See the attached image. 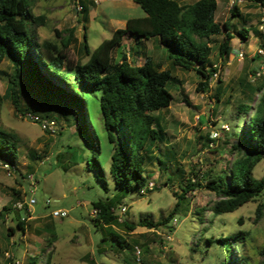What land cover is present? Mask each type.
<instances>
[{"label":"rangeland","instance_id":"374dc122","mask_svg":"<svg viewBox=\"0 0 264 264\" xmlns=\"http://www.w3.org/2000/svg\"><path fill=\"white\" fill-rule=\"evenodd\" d=\"M232 1L218 0L215 18L221 24L230 19L235 34L233 48L229 57H222L220 45L225 33L211 37L209 64H217L219 75L213 76L206 90L199 89L195 69L173 65L168 57L172 50L154 38L136 40V36H128L114 51L117 62L126 55L135 64L144 62L141 52L145 51L162 68L172 70L169 88L174 98L169 107L153 112L159 137L150 150L144 149L148 157L144 167L147 185L143 188L136 185L139 189L132 186L122 193L115 188L110 173L112 144L100 110L101 92L87 93L86 123L100 135L87 145L77 128L81 108L74 111L69 102L61 100L66 97L64 92L58 93L45 82H32L16 59L6 58L0 64V127L11 133L18 145L15 166H6L0 156V264H29L34 255L38 264L48 260L54 264H213L221 262L226 251L219 242L211 244L206 239L240 231L245 232L241 252L252 264H264V216L255 220L257 206L264 205V192L233 212L214 215L213 206L220 196L210 191L201 177L202 172L220 174L233 161L231 144L235 141L238 106L246 99L242 81L248 77L255 84L264 78L263 8L253 0ZM87 2L92 13L85 18L78 0H26L29 20V10L34 16L45 17L40 25L31 27L29 21L30 36L34 28L38 41L49 39L62 46V38L72 32L68 54L85 62L89 57L86 43L89 51L94 50L114 29L125 27L120 23L122 17L145 13L139 5L128 8L123 0ZM234 5L240 14L232 15ZM243 27L250 30L247 37L238 32ZM254 66L256 73L250 71ZM14 78L18 81V106L9 90ZM59 83L66 86L63 81ZM27 113L53 120L54 129L42 128L41 121L31 120ZM240 124L243 126L242 121ZM98 144L100 163L94 157ZM254 175L264 178V159L255 167ZM188 180L195 185L189 183L188 187ZM199 182L203 187L197 186ZM185 188L188 191L175 216L167 222L177 202L175 192L180 194ZM109 197L118 198L113 204L117 214L121 205L127 206L119 224H104L93 212V201ZM31 198L36 200L30 206L32 212L27 208ZM57 208L67 209L69 215L53 217L51 212ZM19 218H26L24 231L16 225ZM144 219L163 224L131 230L124 223L136 225ZM118 237L128 243L126 248L117 243ZM137 247L141 263L136 262ZM237 251L239 245L234 247L236 256Z\"/></svg>","mask_w":264,"mask_h":264},{"label":"trees","instance_id":"16d2710c","mask_svg":"<svg viewBox=\"0 0 264 264\" xmlns=\"http://www.w3.org/2000/svg\"><path fill=\"white\" fill-rule=\"evenodd\" d=\"M78 1L80 9L87 15L90 10L88 2ZM135 1L145 12L144 15L129 18L126 27L115 29L110 38L104 39L92 51H89L86 43L89 57L81 62L68 54L73 40L72 32L68 38H62V46L49 39L38 41L34 28L31 29L34 36L29 34L30 24L32 23L31 27L40 25L45 17L34 16L29 10V20L26 0H0V64L6 58L16 59L20 62L22 73L31 81L45 82L58 93L64 92L66 97H60L61 100L69 102L67 105L74 111L81 108L77 128L87 145L100 137L97 130L92 132L86 123L84 107L88 106L87 93L101 92V116L107 138L112 144L110 173L115 188H120L121 193L132 186L143 188L147 185L144 167L148 156L144 149L150 150L159 137L154 123L159 124L153 112L169 107L174 95L169 88L173 79L170 68H162L161 63L156 62L145 51L141 52L144 56L142 64L133 63L126 55L117 62L114 51L122 46L124 38L128 36H136V40L157 39L161 46L172 50L168 57L173 65L195 69L200 78L199 89L206 90L217 71L213 64H209L213 51L211 37L225 33V39L220 45L222 57H229L235 38L230 19L221 24L215 18L218 0H196L190 4H181L178 0ZM253 1L264 8V0ZM231 12L232 15L241 13L237 5H234ZM249 31L243 27L238 32L247 37ZM259 56L261 55H255L254 60L259 59ZM250 71L256 73L257 68L254 66ZM60 81L66 86L61 85ZM241 85L245 89L246 99L238 106L235 141L231 144V152L235 157L220 174L210 171L207 174L202 172L201 175L206 181L205 186L220 196L213 206L214 215L233 212L264 192V178L254 175L255 167L264 159V78L254 84L247 77ZM17 86L18 81L12 79L9 90L16 106ZM96 147L98 149L94 157L99 162L98 158L102 153L99 144ZM17 149V139L0 127L1 158L15 166ZM99 170L104 171L102 165ZM189 183L191 180L186 185ZM192 185L195 184L191 183ZM197 186L203 187V184L199 182ZM107 187L106 184L105 188L108 190ZM187 191L185 188L180 194L175 192L177 202L169 213L167 222L175 216ZM117 199L109 197L107 200L93 201L94 208L98 210L96 218L107 225L119 224L116 206L113 205L117 204ZM263 209L264 205L260 203L256 209V221L263 218ZM25 219L19 218L16 224L23 231L26 230ZM124 223L131 230L136 226L153 229L163 224L148 219L141 220L136 225ZM244 238L245 232L242 231L216 239L207 238L206 241L211 244L219 242L226 251L225 258L213 264H252L249 257L241 252ZM117 243L124 248L128 244L122 237H118ZM236 245L240 249L237 256L234 253ZM261 254L264 259V247ZM29 264H38L35 255L30 258ZM46 264L54 263L48 260Z\"/></svg>","mask_w":264,"mask_h":264},{"label":"built area","instance_id":"2783aa9c","mask_svg":"<svg viewBox=\"0 0 264 264\" xmlns=\"http://www.w3.org/2000/svg\"><path fill=\"white\" fill-rule=\"evenodd\" d=\"M79 2V1H78ZM232 4H234V0L232 1ZM263 18H264V8H263ZM262 30H263V32H264V23L262 24V28H261ZM262 53H264V51L262 50ZM264 56V55H263ZM214 67H218L217 66V64L215 63L214 64ZM218 71V70H217ZM217 71L214 73V75L215 76H218L219 74L217 73ZM27 116H28V118H30L31 120H33V121H41V126H42V128H44V129H48V130H50V131H52L53 129H54V125H55V122L53 121V120H50V121H45V120H41L37 115H33V114H31V113H27ZM5 165L6 166H12L13 167V165H11V164H9V163H6L5 162ZM30 178L32 179V178H34V176H32V175H30ZM151 188H152V186H151ZM142 193H145V190L144 189H142ZM36 202V200L34 199V198H31L30 199V202L29 203H27V208H28V211H33V210H31L30 209V206H31V204H33V203H35ZM46 203L47 204H49L50 203V199H47V201H46ZM24 206V203H21L20 204V207H23ZM126 211H127V206L126 205H121L120 206V210H119V212H118V219H119V221H122V217H123V215L126 213ZM93 212H94V214H95V216L98 214V210L97 209H95L94 208V210H93ZM117 213V212H116ZM51 215L53 216V217H58V218H63V217H66V216H68L69 215V211L67 210V209H64V208H57V209H54L52 212H51ZM135 257H136V262H139V263H141V261H142V256H141V250H140V248L139 247H137V249H136V251H135ZM135 264V263H134Z\"/></svg>","mask_w":264,"mask_h":264},{"label":"crops","instance_id":"0c3cea01","mask_svg":"<svg viewBox=\"0 0 264 264\" xmlns=\"http://www.w3.org/2000/svg\"><path fill=\"white\" fill-rule=\"evenodd\" d=\"M87 1V0H86ZM123 1H127L126 3H127V7L128 8H133V7H136L137 5H139L135 0H123ZM180 3H181V1H183V0H178ZM82 2H84L83 0H82ZM193 3V2H192ZM181 4H183V3H181ZM185 4H190V3H185ZM219 5V4H218ZM140 6V5H139ZM92 13V11H91V9L89 10V12H88V14L86 15V13H84V15H85V18L86 17H88L90 14ZM130 17H122V19L120 20V23L121 24H123L125 27H126V25H127V21H128V19H129ZM124 28V27H123ZM115 30V29H114ZM156 41H158L157 39H156Z\"/></svg>","mask_w":264,"mask_h":264}]
</instances>
